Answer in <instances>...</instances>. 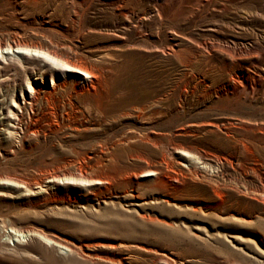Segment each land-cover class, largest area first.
I'll return each instance as SVG.
<instances>
[{"label": "rangeland", "instance_id": "1", "mask_svg": "<svg viewBox=\"0 0 264 264\" xmlns=\"http://www.w3.org/2000/svg\"><path fill=\"white\" fill-rule=\"evenodd\" d=\"M142 1L151 9L143 28L149 42L144 43L132 33L122 37L113 23L111 9L96 0H0V44H56L68 54L73 48L91 59L104 54L112 57L111 96L103 112L86 110L83 104L84 113L76 117L63 120L61 116L66 115L61 114L60 118L57 115L37 122V115L29 120V107L17 109L14 103L23 106L21 97L29 92L26 80L44 94L43 83L50 84L53 66L30 53L21 56L23 59L0 58V264H116L112 261L118 259L126 264H188L186 260H191V264H257L253 257L264 259L263 220L256 213L251 217L238 213L215 215L193 204L206 198L209 187L217 184L245 194L244 184L248 185L250 177L244 176L236 164L238 155L233 146L236 139L250 136L246 127L264 122V92L251 100L237 101L230 90L238 85L264 87V64L262 70L251 65L255 57L260 59L259 53H264V0L224 1L225 7L219 12L186 20L176 9L167 20H160L156 10H152L153 0ZM171 27L182 42L178 56L143 51L153 42L167 46ZM202 38L218 44L210 55L199 45ZM233 44L243 49L255 48L247 59L249 67L232 60L228 49ZM119 53L124 55L116 57ZM188 57L194 62L186 68L184 60ZM190 81L196 90L183 96L181 89ZM177 84V93L162 104L161 117L142 119L130 111L140 104H150ZM41 109L50 112L39 103L35 106V111L39 110L37 117ZM11 112L19 114L21 124L15 122ZM20 113L27 115L21 117ZM7 129L13 134L9 136ZM192 152H207L213 163L209 166L192 160ZM229 160L232 166L227 163ZM167 161L184 168L185 174L192 177L186 174L188 177L175 190L152 189L157 176L145 171L174 175ZM47 174H58L62 180L47 186L43 179ZM82 175L88 182L80 180ZM98 179L119 190L104 200L96 195V187L103 186L97 183ZM35 181L42 183L43 190L34 187ZM27 184L32 185V190ZM123 188L140 198H124ZM142 200L146 202L138 205ZM12 228L28 232L30 237L20 244L10 240ZM40 234L53 239L55 247L36 244L37 239L44 241Z\"/></svg>", "mask_w": 264, "mask_h": 264}, {"label": "bare ground", "instance_id": "2", "mask_svg": "<svg viewBox=\"0 0 264 264\" xmlns=\"http://www.w3.org/2000/svg\"><path fill=\"white\" fill-rule=\"evenodd\" d=\"M38 1V0H37ZM86 2H93L95 0H84ZM102 5H105L111 9V15L112 18L114 19L113 23L116 24V30L119 29L121 32V36L123 37L124 35L127 36L128 34L132 33L133 35H136L141 39V41L146 42V40L149 39L147 36H145L143 28L146 25V20L148 19V15L150 13V10L148 7H146L143 4L142 0H96ZM224 1H229V2H235L237 0H153L154 6L152 10H156L157 17L161 20H167L168 16H170V12H172L174 9L180 10V15L183 17L184 20L185 18H191L193 16L196 17H201L204 14H210L212 12H219L220 8H224ZM244 1V0H243ZM256 1V0H255ZM35 2V1H33ZM6 3V2H5ZM77 3V2H76ZM238 3V2H237ZM260 3V2H259ZM90 4V3H89ZM91 5V4H90ZM227 5V4H226ZM258 5V4H257ZM81 6V5H80ZM13 7V6H12ZM32 7V6H31ZM90 7V6H89ZM258 7V6H256ZM255 7V8H256ZM64 8V7H63ZM252 8V7H251ZM27 10V9H26ZM255 10V9H254ZM12 11V10H11ZM84 12V11H83ZM9 13V12H8ZM17 13V12H16ZM73 13V12H72ZM176 13V12H175ZM178 13V12H177ZM176 13V14H177ZM14 14V12H13ZM63 14V13H62ZM83 14V13H82ZM85 14V13H84ZM154 14V13H152ZM213 14V13H212ZM77 15V14H76ZM155 15V14H154ZM80 16V15H79ZM82 16V15H81ZM172 17V16H171ZM178 17V15L176 16ZM67 18V17H66ZM70 18V17H69ZM173 18V17H172ZM82 19V18H81ZM85 19V18H84ZM170 19V18H169ZM199 19V18H198ZM260 19V18H259ZM171 20V19H170ZM154 21V20H153ZM172 21V20H171ZM80 22V21H79ZM155 22V21H154ZM167 22V21H166ZM165 22V23H166ZM81 23V22H80ZM77 25V24H75ZM178 25V24H177ZM22 26V25H21ZM81 26V25H80ZM67 28V27H66ZM206 28V27H205ZM211 28V27H210ZM32 29V28H31ZM172 31L170 33L169 41L167 46L161 45L159 43H154L145 46V51L146 53H153L157 55H166V54H171L174 56H178L180 52L178 51V48L182 44L181 38L177 33H175V28H172ZM213 29V28H212ZM4 30V29H3ZM62 30V29H61ZM112 30V29H111ZM115 30V31H116ZM204 30V29H203ZM202 30V31H203ZM82 31V30H81ZM170 31V30H169ZM175 31V32H174ZM210 31V30H208ZM213 31V30H211ZM12 32V31H11ZM10 32V33H11ZM14 32V30H13ZM32 32V31H31ZM73 32V31H72ZM85 32V31H84ZM56 33V31H55ZM59 33V32H58ZM83 33V32H82ZM87 33V32H86ZM91 33V32H89ZM151 33V32H150ZM208 35H212V33L208 32ZM16 34V33H15ZM18 34V33H17ZM71 34V33H70ZM10 35V34H9ZM12 35V34H11ZM20 35V34H19ZM57 35V33H56ZM13 36V35H12ZM11 36V37H12ZM63 36V34H62ZM65 36V35H64ZM118 36V35H117ZM116 36V37H117ZM124 36V37H125ZM210 36V37H211ZM18 37V36H17ZM56 37V36H55ZM67 37V36H66ZM84 37V36H83ZM179 37V38H177ZM207 37V36H206ZM7 38V37H6ZM16 38V36H15ZM63 38V37H62ZM61 38V39H62ZM65 38V37H64ZM71 38V37H70ZM119 38V37H118ZM9 39V38H8ZM7 39V40H8ZM33 39V38H32ZM51 39V38H50ZM49 39V40H50ZM55 39V38H54ZM72 39V38H71ZM213 39V38H212ZM215 39H218V37L215 36ZM3 40V39H2ZM16 40V39H15ZM18 40V39H17ZM35 40V39H34ZM47 40V39H46ZM65 40V39H64ZM63 40V41H64ZM4 41V40H3ZM11 41V40H10ZM21 41V40H20ZM19 41V42H20ZM26 41V40H25ZM53 41V40H52ZM77 41V39H76ZM87 41V40H86ZM234 41V40H233ZM6 42V41H5ZM18 42V43H19ZM49 42V41H48ZM4 43V42H2ZM12 43V42H11ZM16 43V42H14ZM21 43V42H20ZM70 43V42H69ZM51 44V43H50ZM58 44V43H57ZM236 44V43H235ZM233 44L232 47H230L228 50L230 51L231 57L233 58L235 62H240L244 67H249L250 65L249 62L247 61L248 56H252L253 51L255 48L251 49H243L241 47H236V45ZM13 45V44H12ZM11 44H7L4 46V44H0V58H4L7 56H12L16 59L20 56H24V54H31L32 56H36L35 58L38 57V59H43L44 61L48 62L50 65L53 66V70L50 71V84L48 83H43V87L46 89V92L44 94H40L41 90H39L33 83L27 81L29 92L23 93L22 95V100H23V106L20 105V103L16 102L14 105H16L17 109L20 107H29L30 114L28 116L29 120L31 119V116H38V111H35V106H37L39 103L45 104L46 108L50 112H45L42 111L40 112L39 117L36 118V122L38 119H46L47 121L49 119H52L53 117H57V115H66V118L64 116H61L63 120H66L70 118V116H78L79 114L84 113V107L86 106V110H94L98 113L103 112L104 106L106 102L109 100L111 96L110 88H109V76L111 74V68H112V57H107V56H98V58L91 59L87 57V55L83 54L82 52H77L75 51L72 47V53L68 54V52L61 50L56 44L48 45L42 44V43H33V42H28V43H21V44H15V46H12ZM61 45V44H60ZM68 45V44H67ZM66 45V46H67ZM81 45V44H80ZM200 47L203 49V51L207 54L210 55L211 51L215 49V46L218 44H214L210 40H206L205 38H202V40L199 42ZM63 46V45H62ZM65 46V47H66ZM216 46V47H217ZM61 47V46H60ZM64 47V46H63ZM62 47V48H63ZM68 47V46H67ZM102 47V46H101ZM219 47H221L219 45ZM223 47V46H222ZM248 47V46H247ZM118 48V47H117ZM181 48V47H180ZM183 48V47H182ZM80 49V48H79ZM105 49V48H104ZM107 49V48H106ZM109 49V48H108ZM112 49V48H111ZM139 49V48H138ZM86 50V49H84ZM83 50V51H84ZM90 50V49H89ZM97 50V49H96ZM168 50V51H167ZM91 51V50H90ZM93 51V50H92ZM102 51V50H101ZM109 51V50H108ZM107 51V55L108 54ZM188 51V50H187ZM70 52V51H69ZM111 52V51H110ZM109 52V53H110ZM123 53V52H122ZM122 53L116 54V57H122ZM199 53V52H198ZM260 54V59L258 57H255L256 59L251 61V65L253 67L257 66L260 69L262 68L264 64V53H259ZM29 56V55H28ZM27 56V57H28ZM183 56V55H182ZM230 56V55H229ZM262 56V57H261ZM19 57V58H20ZM21 57V59H23ZM114 57V56H113ZM8 58V57H7ZM196 58V57H195ZM9 59V58H8ZM29 59V58H28ZM39 59V60H40ZM5 60V59H4ZM25 60V57H24ZM18 61V60H17ZM33 61V60H32ZM43 61V62H44ZM186 64L184 65L186 68L189 66L191 67L194 60L191 57H188L184 60ZM20 62V61H19ZM30 62V61H29ZM41 62V61H40ZM1 63V62H0ZM31 63V62H30ZM38 63V62H37ZM45 63V62H44ZM47 63V64H48ZM24 64V63H23ZM12 65V64H11ZM14 65V64H13ZM22 65V62H21ZM29 65V64H28ZM31 65V64H30ZM40 65V64H39ZM4 66V65H3ZM5 67V66H4ZM10 67V65H9ZM13 67V66H12ZM11 67V68H12ZM22 67V66H20ZM27 68V67H26ZM25 68V69H26ZM23 69V68H21ZM262 70V69H261ZM16 71V70H15ZM27 71V70H26ZM59 72V74L57 73ZM7 76V75H6ZM257 76V75H256ZM8 77V76H7ZM25 79V78H24ZM40 79H42V82L44 80V76L41 74ZM6 80V79H4ZM1 81V80H0ZM14 81V80H13ZM233 81V80H231ZM3 82V81H1ZM25 83V82H24ZM239 83V82H238ZM14 85V83H13ZM50 86V87H49ZM179 84L174 85L171 90L163 93L162 95H159L155 97V99L150 103H145V104H140L139 106L133 107L130 111H134V115L137 118H142L143 117H155L156 119L158 117H161L162 114L164 113L162 109V104L166 101H170L172 97L177 93L179 90ZM255 86V85H254ZM14 87V86H13ZM8 89V88H7ZM196 90V87H192V82H188V85L185 86L183 89H181V93L183 96H186L187 94L191 93L193 94L194 91ZM21 92V91H20ZM264 92V87H253V86H247V85H238L236 88H232L230 90V95L232 98H235L237 101L239 100H251L252 97L257 96L261 93ZM4 95V94H3ZM155 96V95H154ZM205 95L203 94V97ZM7 97V95H6ZM13 100V99H11ZM127 101V99H126ZM13 103V102H12ZM83 104H86L83 106ZM130 107V106H129ZM126 108V107H125ZM131 108V107H130ZM161 108V110H159ZM225 108V107H224ZM60 111V112H59ZM124 111V110H123ZM18 112V111H17ZM26 112V111H25ZM59 112V113H58ZM95 112V113H96ZM87 113V112H86ZM125 113V111H124ZM123 113V114H124ZM23 114V113H22ZM22 114L20 113L21 117ZM89 114V113H88ZM11 115L13 116V119H15V122L17 124H21L19 114L16 112H11ZM27 115V114H23ZM96 115V114H95ZM131 115V114H130ZM226 115V114H225ZM5 116V115H4ZM7 116V115H6ZM42 116V117H40ZM100 116V115H98ZM104 116V115H103ZM121 116V115H120ZM26 117V116H25ZM24 117V119H25ZM52 117V118H51ZM122 117V116H121ZM8 118V117H7ZM6 118V119H7ZM27 118V117H26ZM17 120V121H16ZM252 120V119H251ZM1 121V120H0ZM52 121V120H51ZM85 121V120H84ZM239 121V120H238ZM243 121V120H242ZM31 122V121H30ZM42 122V121H41ZM246 122V121H245ZM253 122V121H252ZM259 122V121H258ZM23 123H26L25 121ZM33 123V122H32ZM49 123V122H48ZM47 123V124H48ZM209 123V122H208ZM237 123V122H236ZM241 123V122H240ZM243 123V122H242ZM247 123V122H246ZM45 124V123H44ZM45 124V125H47ZM222 124V123H221ZM253 124V123H252ZM23 125V124H22ZM42 125V124H41ZM109 125V124H108ZM210 125V123H209ZM214 125V124H212ZM229 126L233 125L232 123L228 124ZM241 125V124H239ZM14 126V125H13ZM12 126V127H13ZM17 126V125H16ZM68 126V125H67ZM183 126V125H182ZM227 126L226 128H230ZM237 126V125H236ZM235 126V127H236ZM29 127V126H28ZM66 127V126H65ZM14 128V127H13ZM64 128V127H62ZM181 128V127H180ZM12 129V128H11ZM15 129V128H14ZM17 129V128H16ZM19 129V128H18ZM44 129V127H43ZM47 129V128H46ZM75 129V128H74ZM240 129V128H239ZM8 130V129H7ZM13 130V129H12ZM20 130V129H19ZM37 130V129H36ZM92 130V129H91ZM245 132L250 133V136L245 138H239L234 141L235 145L233 146L237 152L238 155V163H236L244 176H249V182L248 185L247 183L243 184L245 185V194H236L233 192V189L230 187L224 186V185H215L211 188L210 193L207 194V197L204 199H200L199 202H193V204H198L200 209H205L210 211L212 214H220L224 215L226 214L227 216H235V213L241 214L242 216L245 217H251L252 213H256L258 217L263 220V226H264V122L260 124H254V125H249L248 127L245 128ZM11 131V130H10ZM27 131V130H25ZM29 131V129H28ZM96 131V129H95ZM9 132L8 130V135L13 134ZM20 132V131H19ZM34 132V130H33ZM56 132V131H55ZM59 132V131H58ZM28 133V132H27ZM30 133V132H29ZM35 133V132H34ZM34 133L32 135H34ZM38 133V131H36ZM45 133V132H44ZM168 133V132H167ZM244 133V132H242ZM17 134V133H16ZM23 134V133H22ZM183 135V133H181ZM189 134V133H188ZM205 134V133H204ZM36 135V134H35ZM45 135V134H44ZM47 135V134H46ZM99 135V134H98ZM155 135V134H154ZM179 135V134H178ZM240 135V134H239ZM242 135V134H241ZM10 136V135H9ZM13 136V135H12ZM260 136V139L258 137ZM23 137V136H22ZM32 137V136H31ZM129 138V137H128ZM134 138V137H133ZM139 138V137H138ZM9 139V138H8ZM23 139V138H22ZM55 142V141H54ZM11 143V141H10ZM97 143V142H96ZM149 143V141L147 142ZM36 144V143H35ZM99 145V144H98ZM225 145V144H224ZM3 146V145H2ZM83 148V147H82ZM182 148V147H181ZM180 148V151H181ZM159 149V148H158ZM201 149V148H200ZM131 150V149H130ZM160 150V149H159ZM178 150V149H177ZM215 150V149H214ZM136 151V150H135ZM179 151V150H178ZM183 151V150H182ZM202 151V150H201ZM174 152V151H173ZM185 152V151H184ZM234 153V151H232ZM73 153V152H72ZM177 153V152H176ZM182 153V152H181ZM189 154V152H187ZM203 153V152H202ZM209 153V152H208ZM28 154V153H27ZM151 154V153H150ZM207 152L205 154H200L199 152H192L191 155L193 156L191 159L198 161V163H202L203 165H211L212 160L209 158ZM142 155V154H141ZM183 155V154H182ZM181 155V157H182ZM189 156V155H188ZM212 156V155H210ZM83 157V155H81ZM36 158V157H35ZM127 158V157H126ZM132 158V157H131ZM216 158V157H215ZM226 158V157H225ZM88 159V158H87ZM112 159V158H111ZM118 158H115L117 161ZM149 159V158H148ZM190 158H187V160H191ZM236 159V160H237ZM65 160V159H64ZM113 160V159H112ZM225 161L227 159H224ZM37 161V160H36ZM154 161V160H153ZM184 161V160H183ZM115 162V161H114ZM178 162V161H177ZM190 162V161H188ZM218 162V161H217ZM210 163V164H209ZM213 163V162H212ZM229 165L232 164V161H227ZM62 164V163H61ZM154 164V163H153ZM166 164V163H165ZM173 164V162H172ZM180 164V162L178 163ZM193 164V163H191ZM189 163V165H191ZM100 165V164H99ZM164 165V164H163ZM166 165H170L167 164ZM177 165V164H176ZM188 165V164H187ZM236 165V166H237ZM53 166V165H52ZM148 166V165H147ZM172 172L174 175H158L160 174L159 171L157 170H151L148 169L146 170V174L154 173L155 177L154 178V185H152V189L160 191L162 188H180V184L185 181L186 174L188 175L189 173L184 172L183 169H179L178 166L170 165ZM184 166V165H183ZM198 166V164H197ZM232 166V165H231ZM237 166V167H238ZM2 167V166H1ZM185 167V166H184ZM187 167V166H186ZM195 167V165H194ZM208 167V166H207ZM226 167V166H225ZM79 168V167H78ZM115 168V167H114ZM164 168V167H163ZM170 168V167H169ZM219 168V167H218ZM234 168V167H233ZM118 169V168H117ZM126 169V168H125ZM165 169V168H164ZM213 169V168H212ZM232 169V167H231ZM235 169V168H234ZM28 170V169H27ZM45 170V169H44ZM78 170V169H77ZM119 170V169H118ZM169 170V169H168ZM189 170V167H188ZM195 170V169H194ZM192 169V171H194ZM222 170V169H219ZM121 171V170H120ZM165 171V170H164ZM29 172V171H28ZM38 172V171H37ZM81 172V171H80ZM79 172V173H80ZM116 172V171H115ZM188 172V171H186ZM50 173V171L48 172ZM117 173V172H116ZM192 173V172H190ZM256 173V174H255ZM38 174V173H37ZM82 174V173H80ZM144 174V173H143ZM194 174V173H193ZM192 174V175H193ZM205 174V173H204ZM7 175V174H6ZM145 175V174H144ZM190 175V174H189ZM212 175V174H211ZM5 176V175H4ZM63 176V175H62ZM121 176V175H120ZM77 177V176H76ZM115 177V173H114ZM190 177H192L190 175ZM9 178V177H8ZM65 178V177H64ZM75 178V176L73 177ZM78 178V177H77ZM76 178V179H77ZM196 178V177H195ZM194 178V179H195ZM208 178V177H207ZM2 179V177H1ZM5 179H7L5 177ZM44 181L47 180V186H52V185H57L59 181L62 180L60 175L58 174H47L43 177ZM211 179V178H210ZM8 180V179H7ZM80 180L84 182H88L85 177L82 175ZM77 181L78 183L80 182ZM89 180V179H88ZM93 180V179H92ZM189 180V179H188ZM18 181V180H17ZM16 181V183H17ZM191 181V180H190ZM200 181V180H199ZM198 181V183H199ZM202 181V180H201ZM200 181V182H201ZM217 181V180H216ZM10 182V178H9ZM14 182V181H13ZM194 182V180H193ZM212 182V181H211ZM218 182V181H217ZM15 183V182H14ZM60 183V182H59ZM58 183V184H59ZM95 183V182H94ZM97 183H101L103 186L98 185L96 187V195L102 196V198H107L110 197L113 193H116L117 189L116 187L114 188L112 186V183L107 182L103 179H98ZM96 183V184H97ZM107 183V185H105ZM178 183V184H177ZM204 183V182H202ZM220 183V182H219ZM229 183V182H228ZM241 183V182H240ZM22 184V183H21ZM20 184V185H21ZM42 183L35 181L34 182V187L39 188L38 190H43L42 188ZM88 184V183H87ZM86 184V185H87ZM213 184V183H212ZM222 184V183H221ZM18 185V184H17ZM83 185V184H82ZM186 185V184H185ZM192 185V184H191ZM207 185V184H206ZM214 185V184H213ZM226 185V184H225ZM240 185V184H239ZM23 186V185H22ZM65 186V185H64ZM95 186V185H94ZM188 186V185H187ZM186 186V187H187ZM199 186V185H198ZM231 186V185H230ZM26 187L29 190H32V185H26ZM185 187V186H182ZM196 187V185H195ZM21 188V187H20ZM18 188V189H20ZM197 188V187H196ZM200 188V187H199ZM204 188V187H203ZM207 188V187H206ZM233 188V187H232ZM236 188V187H235ZM243 188V187H242ZM24 189V188H23ZM188 189V188H187ZM27 190V189H26ZM35 190V189H34ZM46 190V189H45ZM89 190V189H88ZM163 190V189H162ZM181 190V189H180ZM199 190V189H198ZM239 190V189H238ZM237 190V191H238ZM24 191V190H23ZM36 191V190H35ZM34 191V192H35ZM94 191V190H92ZM136 191V190H135ZM173 191V190H172ZM189 191V190H188ZM196 191V190H194ZM26 192V191H25ZM124 198H140L139 195H134L132 192H129L128 189L123 188ZM187 192V190L185 191ZM208 192V191H206ZM240 192V191H239ZM44 193V192H43ZM92 193V192H91ZM162 193V191H161ZM192 193V192H191ZM194 193V192H193ZM200 193V192H199ZM31 194V193H30ZM33 194V193H32ZM39 194V193H38ZM36 194V195H38ZM94 194V193H93ZM165 194V193H164ZM183 194V193H182ZM186 194V193H185ZM41 195V194H40ZM169 195V194H167ZM191 195V194H190ZM193 195V194H192ZM95 196V195H94ZM116 196V195H114ZM195 195L192 196V198ZM200 197V196H199ZM198 197V198H199ZM182 198V197H181ZM196 198V196H195ZM144 200V199H143ZM142 203H138V205H142L146 201H143ZM164 202L169 203V199H163ZM162 200V201H163ZM184 200V199H183ZM48 201V200H47ZM111 202V201H110ZM140 202V201H138ZM193 207V206H192ZM28 209V208H27ZM121 209V208H120ZM96 210V209H95ZM159 210V209H158ZM26 211V210H25ZM28 212V210L26 211ZM34 212V211H33ZM35 213V212H34ZM171 214V213H170ZM60 216V215H59ZM110 216V215H109ZM154 216V215H153ZM16 217V215H15ZM24 217V216H23ZM44 217V216H43ZM82 217V216H81ZM169 217V216H168ZM256 217V216H255ZM257 217V218H258ZM215 218V217H214ZM72 220V218H69ZM201 219V218H200ZM231 219V218H230ZM229 219V220H230ZM234 219V218H233ZM238 220V219H237ZM249 220V219H248ZM163 221V220H162ZM209 221V220H208ZM252 221V220H249ZM53 222V221H52ZM67 222V221H66ZM72 222V221H71ZM120 224V223H119ZM162 224V223H161ZM261 224V223H260ZM100 225V224H99ZM98 225V226H99ZM103 225V224H102ZM107 225V224H106ZM1 226V225H0ZM73 226V225H72ZM163 226V225H162ZM12 227V226H11ZM80 227V226H79ZM108 227V226H107ZM28 228V227H27ZM83 228V227H82ZM81 228V229H82ZM13 230V235L11 233V238L10 240H13L15 242L23 243L26 241L27 236L30 237L28 232L23 233L24 231L22 230H16L12 228ZM35 232V231H33ZM32 232V233H33ZM45 232V231H44ZM113 232V231H112ZM264 235V227L261 231ZM42 233V232H41ZM82 233V231H81ZM100 233V232H99ZM96 234V233H95ZM101 234V233H100ZM41 235V238L44 240H38L36 241V244L41 245V246H46V247H55L52 241L53 239ZM33 236V234L31 235ZM109 236V235H108ZM130 236V235H129ZM7 237V236H6ZM5 237V238H6ZM75 237V236H74ZM103 237V236H102ZM9 238V237H8ZM143 238V237H142ZM160 238V237H159ZM7 239V238H6ZM30 239V238H29ZM28 239V240H29ZM63 240V239H62ZM182 241V240H181ZM240 241V240H239ZM58 242V241H57ZM1 243V242H0ZM26 243V242H25ZM56 243V242H55ZM62 243V242H61ZM163 243V242H162ZM187 243V242H186ZM5 244V243H4ZM8 244V243H7ZM27 244V243H26ZM60 244V243H58ZM57 244V245H58ZM64 245V244H63ZM108 245V244H107ZM9 246V245H8ZM67 246V245H66ZM64 246V247H66ZM78 246V245H77ZM96 246V245H95ZM124 246V245H123ZM5 247V245L3 246ZM18 247V246H17ZM80 249V248H79ZM242 253L245 255H248L245 251L242 249H239ZM76 254V253H75ZM85 254V253H84ZM85 256V255H84ZM250 256V255H248ZM93 257V256H92ZM172 260L175 261L174 258L170 257ZM90 260V259H89ZM105 260V259H104ZM264 260V259H263ZM261 260V258L253 257V261L256 262L257 264H264V261ZM107 261V260H106ZM188 264H191V260H186ZM113 263L116 264H126L124 260L118 259L115 261H112ZM128 264V263H127Z\"/></svg>", "mask_w": 264, "mask_h": 264}]
</instances>
